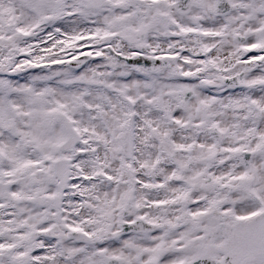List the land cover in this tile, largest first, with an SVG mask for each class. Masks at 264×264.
I'll list each match as a JSON object with an SVG mask.
<instances>
[{"label":"snow or ice","instance_id":"obj_1","mask_svg":"<svg viewBox=\"0 0 264 264\" xmlns=\"http://www.w3.org/2000/svg\"><path fill=\"white\" fill-rule=\"evenodd\" d=\"M0 264H264V0H0Z\"/></svg>","mask_w":264,"mask_h":264}]
</instances>
